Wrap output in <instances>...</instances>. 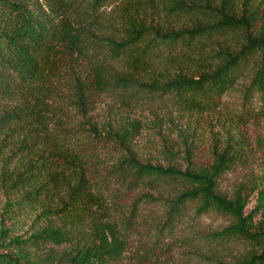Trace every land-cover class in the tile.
<instances>
[{
    "label": "trees",
    "instance_id": "16d2710c",
    "mask_svg": "<svg viewBox=\"0 0 264 264\" xmlns=\"http://www.w3.org/2000/svg\"><path fill=\"white\" fill-rule=\"evenodd\" d=\"M263 1L0 0V264H122L144 201L164 207L159 232L192 203L234 217L211 237L250 244L231 264H264V177L247 215V194L218 190L245 141L221 124L197 168L173 119L218 112L243 80L264 119ZM145 109L176 127L161 152L185 167L138 157Z\"/></svg>",
    "mask_w": 264,
    "mask_h": 264
},
{
    "label": "rangeland",
    "instance_id": "374dc122",
    "mask_svg": "<svg viewBox=\"0 0 264 264\" xmlns=\"http://www.w3.org/2000/svg\"><path fill=\"white\" fill-rule=\"evenodd\" d=\"M260 14L264 18V1ZM246 82L247 80L241 81L224 97L218 112L183 121L176 120L177 116L173 119L178 127L192 129L190 132L193 134L194 152L191 161L197 168L210 165L211 140L220 131L221 124L225 126L226 132L245 141L247 147L243 157L218 179V190L229 198L237 190L247 194L248 204L244 211L247 215L257 203V182L264 177V119L252 118L245 113L242 94ZM112 104L110 98L100 97L94 113L102 114ZM141 115L144 127L135 142L138 157L154 164L171 163L185 167L182 157L166 159L161 152L163 140L169 143L175 138L176 127L164 118H157L162 122L157 126L154 115L148 109ZM137 196L139 195L126 196V205L132 203ZM196 206V203L189 204L184 218L168 233L158 230L163 222L164 207L160 203L141 202L122 264H231L251 248L250 244L240 239L224 241L211 237L234 224L235 219L213 210L197 214Z\"/></svg>",
    "mask_w": 264,
    "mask_h": 264
}]
</instances>
